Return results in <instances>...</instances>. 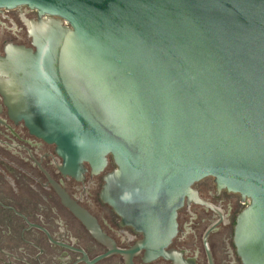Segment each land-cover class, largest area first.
I'll use <instances>...</instances> for the list:
<instances>
[{"label":"water","instance_id":"95a60500","mask_svg":"<svg viewBox=\"0 0 264 264\" xmlns=\"http://www.w3.org/2000/svg\"><path fill=\"white\" fill-rule=\"evenodd\" d=\"M20 6L39 18L34 51L0 59L13 116L71 169L110 155L104 201L162 247L213 178L248 201L234 241L264 264V0H0Z\"/></svg>","mask_w":264,"mask_h":264},{"label":"flooded vegetation","instance_id":"af4514ba","mask_svg":"<svg viewBox=\"0 0 264 264\" xmlns=\"http://www.w3.org/2000/svg\"><path fill=\"white\" fill-rule=\"evenodd\" d=\"M38 18L26 6L0 9V59L13 46L34 51L29 31ZM115 168L110 155L101 169L69 168L0 93V264H243L234 230L247 200L211 177L195 182L162 247L104 201Z\"/></svg>","mask_w":264,"mask_h":264}]
</instances>
